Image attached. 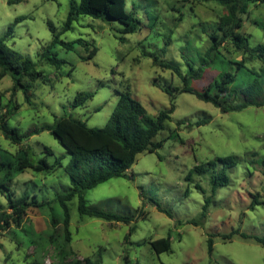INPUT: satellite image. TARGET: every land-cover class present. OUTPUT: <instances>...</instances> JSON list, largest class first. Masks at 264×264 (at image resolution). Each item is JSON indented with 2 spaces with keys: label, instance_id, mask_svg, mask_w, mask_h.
<instances>
[{
  "label": "rangeland",
  "instance_id": "rangeland-1",
  "mask_svg": "<svg viewBox=\"0 0 264 264\" xmlns=\"http://www.w3.org/2000/svg\"><path fill=\"white\" fill-rule=\"evenodd\" d=\"M71 3L0 0V37L12 27L6 43L30 57L45 73V78L34 84L31 104L22 92L13 91L9 76L0 80V111L5 112L11 100L20 106L9 126L22 134L30 129L39 131L17 145L0 130V155L14 163L21 147L30 146L38 157H47L51 163L62 158V166L53 173L26 169L14 174L11 188L17 196L29 195L32 200L49 203L43 209L30 208L24 218L25 229L33 226L37 233L48 229L52 217L62 219L64 210L58 196L71 187L65 172L70 156L45 128L64 115L79 118L90 128L105 127L116 107L117 91L130 90L151 116H157L171 105V97L157 84L182 88L184 81L173 71L159 67L154 59L170 62L187 74L190 68L186 58H197V49L202 54L209 49V35L220 18L228 15V10L216 3L127 0V10L141 22L136 32L125 35L119 22L80 16L61 39H81L90 46L82 43L74 51L56 46L54 51L67 62L57 69L41 54L53 40L49 23L62 32ZM17 19L19 23H15ZM242 20L241 32L251 44H264L263 5L252 4ZM93 46L98 48L96 56L83 60ZM221 51L235 61L244 58L228 44ZM247 65L255 69L262 66L259 61ZM226 70L234 72L236 66L217 63L190 85L200 90ZM237 83L248 84L247 75L241 74ZM80 92L94 93V97L85 107L73 109L71 105ZM175 104L172 119L155 139L163 141L157 152L138 155L128 178H113L85 193L89 205L132 216L133 221L111 223L82 216L78 198H74L68 203L72 249L81 259L101 256L104 264H264V245L258 241L264 239V168L256 163L264 158V107L222 113L186 92L177 94ZM201 120L208 123L197 125ZM45 147L54 154L46 155ZM231 155L239 162L229 172L230 183L217 189L206 218L201 220L206 199L213 195L212 172L198 174L194 169ZM258 195L263 204L253 206ZM0 203H7L2 190ZM17 233L18 238L11 232L0 238V264H28L39 257L31 246L34 238L19 229ZM167 237L171 238V251L158 254L150 242ZM210 237L214 241L212 253ZM41 255L47 263L52 262L54 247H47Z\"/></svg>",
  "mask_w": 264,
  "mask_h": 264
},
{
  "label": "trees",
  "instance_id": "trees-1",
  "mask_svg": "<svg viewBox=\"0 0 264 264\" xmlns=\"http://www.w3.org/2000/svg\"><path fill=\"white\" fill-rule=\"evenodd\" d=\"M195 1L216 3L225 7L228 10V15L220 18L219 23L209 35L212 42L209 49L204 54L197 49L196 51L200 54L196 55L197 58L191 60L186 58V64L190 68L187 74L183 75L181 70L170 62L159 61L157 57L154 59L159 67L173 71L184 81L182 88L156 83L171 97L170 107L159 112L157 116H151L130 90L117 91L118 101L105 127L90 128L85 121L71 115H64L56 117L54 124L45 128L62 144L70 156L65 172L71 181V187L58 196V202L64 210V215L61 220L52 217L46 231L37 233L33 226L25 229L24 218L30 208L43 209L49 203H41L36 198L32 200L29 195L17 196L11 186L15 173H23L26 169L53 173L57 167L62 166V158H57L54 163H51L47 157H38V154L30 146L21 147L14 163L0 155V190L7 200L6 205L0 203V238L7 232H11L18 238V229L31 235L34 238L31 241V246L36 248L39 257L28 264H104L101 256L96 259L90 257L81 259L72 249L73 235L70 229L71 218L68 203L74 198H78L80 215L104 219L111 223L130 224L133 221L132 216L93 207L89 205L85 193L113 178H128V171L136 163L138 155L155 153L163 146V141L156 142L155 139L164 130L165 124L172 119V114L176 109L177 94L184 92L194 94L198 99L219 108L222 113L239 112L248 107H264V44L252 45L248 37L241 32L242 16L249 13L252 4H261L264 7V0ZM80 16L119 22L124 26L122 34L125 35L136 32L141 23L134 13L127 10V0H79V2L72 0L62 32H58L57 28L49 23L53 40L41 54L48 64L57 69L67 62L54 51L56 46H62L67 51H74L76 45L84 43L81 39L76 41L61 39L62 33L70 31ZM19 22L20 19L15 21V23ZM12 30L13 28L10 27L8 32L0 37V80L9 76L14 82L13 91L22 92L26 102L31 104L34 84L40 79L43 80L45 73L38 70L37 63L30 57L12 49L6 43ZM84 44L86 47L90 46L89 43ZM225 44L231 45L236 52L242 53L244 58L235 61L228 57L221 51ZM97 53L98 48L93 46L88 56L83 60H92ZM253 61H259L262 65L261 68H249L247 63ZM217 63L236 66V70L234 72L222 71L200 90L190 85L191 80H200L205 74V70L214 68ZM195 64H199V66L195 68L193 66ZM241 74L248 77V84L245 86L237 83ZM93 97L94 93L80 92L76 95L71 107L73 109L85 107ZM19 109L20 106L11 100L6 111H0V130L13 143L22 145L39 131L30 129L22 134L17 128L9 126V120ZM206 123L208 120H201L197 125ZM44 149L46 155L54 154L51 148L45 147ZM238 162V157L231 155L217 157L213 161L195 167L194 171L198 174L212 172L213 195L206 199L201 220L206 218L217 189L229 185V172L236 167ZM256 163H260L264 168V158L257 159ZM197 188L202 191L200 185H197ZM256 198L253 206L263 204L259 200L260 195ZM159 209L165 212L162 208ZM193 223L198 225L199 222L195 220ZM258 241L264 245V239H258ZM150 244L158 254L169 252L172 249L170 237L152 241ZM208 244L209 251L212 253L214 249L212 237L209 238ZM49 246L54 247V259L47 263L41 254Z\"/></svg>",
  "mask_w": 264,
  "mask_h": 264
}]
</instances>
